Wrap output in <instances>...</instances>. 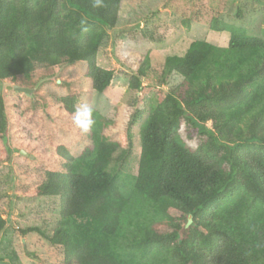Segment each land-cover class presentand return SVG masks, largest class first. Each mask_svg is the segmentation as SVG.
<instances>
[{"label":"trees","instance_id":"1","mask_svg":"<svg viewBox=\"0 0 264 264\" xmlns=\"http://www.w3.org/2000/svg\"><path fill=\"white\" fill-rule=\"evenodd\" d=\"M58 1L0 0V139L8 131L3 84L78 62L95 92L112 81L96 56L121 0H64V12ZM210 29L229 33L226 47L193 41L182 56L165 58L163 78L183 81L149 107L128 189L110 170L120 144L100 134L97 120L79 156L57 148L67 172L46 171L34 194L60 197L49 242L67 264H264V37L217 18ZM147 68L144 60L130 89L142 90ZM60 102L74 116L72 97ZM143 112L140 105L124 126L129 148ZM182 120L205 137L202 145L181 139ZM5 224L0 215V235Z\"/></svg>","mask_w":264,"mask_h":264},{"label":"rangeland","instance_id":"2","mask_svg":"<svg viewBox=\"0 0 264 264\" xmlns=\"http://www.w3.org/2000/svg\"><path fill=\"white\" fill-rule=\"evenodd\" d=\"M58 2L64 12V0ZM213 18L243 29L249 36L264 37V0H121L116 26L106 31L96 56L99 67L113 71L103 93L92 89L83 62L48 71L38 67L31 81L18 79L2 85L8 131L0 139V215L6 223L0 235V264H67L62 249L49 242L59 227L60 197H39L34 189L45 179L46 171L67 172L59 146L77 157L92 141L91 126L85 129L74 123V116L65 112L60 100L72 97L75 112L91 109L100 134L120 144L110 170L117 175L118 184L128 189L127 176L137 173L139 128L149 107L183 81L175 73L163 78L164 60L182 56L193 41L226 47L229 33L211 31ZM144 60L148 68L141 80L143 88L130 89V78ZM15 86L29 92L14 91ZM140 105L144 112L130 127L129 148L124 126ZM179 135L193 148L205 140L184 120ZM124 149L129 152L122 154Z\"/></svg>","mask_w":264,"mask_h":264},{"label":"clouds","instance_id":"3","mask_svg":"<svg viewBox=\"0 0 264 264\" xmlns=\"http://www.w3.org/2000/svg\"><path fill=\"white\" fill-rule=\"evenodd\" d=\"M74 123L85 129L91 126V124L93 123L91 119V109L88 108L78 109L74 113Z\"/></svg>","mask_w":264,"mask_h":264},{"label":"water","instance_id":"4","mask_svg":"<svg viewBox=\"0 0 264 264\" xmlns=\"http://www.w3.org/2000/svg\"><path fill=\"white\" fill-rule=\"evenodd\" d=\"M13 89H14V91H19V92H25V93L29 92V90L24 89V88H20V87H17V86L13 87Z\"/></svg>","mask_w":264,"mask_h":264}]
</instances>
